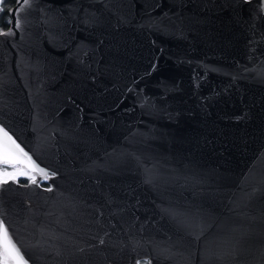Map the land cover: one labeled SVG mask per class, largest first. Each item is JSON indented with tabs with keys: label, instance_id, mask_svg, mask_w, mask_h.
Returning a JSON list of instances; mask_svg holds the SVG:
<instances>
[{
	"label": "water",
	"instance_id": "1",
	"mask_svg": "<svg viewBox=\"0 0 264 264\" xmlns=\"http://www.w3.org/2000/svg\"><path fill=\"white\" fill-rule=\"evenodd\" d=\"M22 6L0 126L57 173L0 186L29 264H264V0Z\"/></svg>",
	"mask_w": 264,
	"mask_h": 264
},
{
	"label": "snow or ice",
	"instance_id": "2",
	"mask_svg": "<svg viewBox=\"0 0 264 264\" xmlns=\"http://www.w3.org/2000/svg\"><path fill=\"white\" fill-rule=\"evenodd\" d=\"M29 3L30 0H23V6L29 5ZM23 6L20 10H23ZM0 11H3L2 7H0ZM20 26V20L17 18L15 27L19 29ZM0 35H15V32L11 29L7 32L0 29ZM2 124L3 122H0V125ZM56 175V171L49 172L46 168H41L32 159V156L17 143L10 132L0 126V186L9 182L18 184L20 177L27 178L28 184L24 185L25 187L32 184L39 186L41 182L51 180ZM45 190L52 191L53 189L49 186ZM0 264H29L28 259H25L13 237L9 234L3 220H0ZM137 264L140 262L138 261Z\"/></svg>",
	"mask_w": 264,
	"mask_h": 264
},
{
	"label": "flooded vegetation",
	"instance_id": "3",
	"mask_svg": "<svg viewBox=\"0 0 264 264\" xmlns=\"http://www.w3.org/2000/svg\"><path fill=\"white\" fill-rule=\"evenodd\" d=\"M10 2V0H0V7L3 8V11H0V29L4 30L8 27L9 23H10V9L13 5H10L8 7H6ZM8 3V4H7ZM8 22V25H5V23ZM19 179H22V177H20ZM25 181H28L27 178L25 179ZM44 185H47L46 182H43Z\"/></svg>",
	"mask_w": 264,
	"mask_h": 264
},
{
	"label": "trees",
	"instance_id": "4",
	"mask_svg": "<svg viewBox=\"0 0 264 264\" xmlns=\"http://www.w3.org/2000/svg\"><path fill=\"white\" fill-rule=\"evenodd\" d=\"M8 3H9V4H8ZM8 3H7L8 5H7L6 7H8V6H10V5H13V4L15 3V0H10V2H8ZM6 25H8V22H6L5 25H3V26H6ZM8 26H9V25H8ZM25 179H26L25 177H22V179H20V180H21L22 182H25ZM143 263H146V260H144Z\"/></svg>",
	"mask_w": 264,
	"mask_h": 264
}]
</instances>
